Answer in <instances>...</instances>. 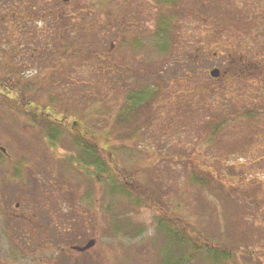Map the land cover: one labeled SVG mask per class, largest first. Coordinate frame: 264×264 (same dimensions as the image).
<instances>
[{
    "label": "rangeland",
    "instance_id": "obj_1",
    "mask_svg": "<svg viewBox=\"0 0 264 264\" xmlns=\"http://www.w3.org/2000/svg\"><path fill=\"white\" fill-rule=\"evenodd\" d=\"M257 10L264 0H0V80L26 90L0 88V259L24 264L13 215L49 217V202L76 209L61 232L97 236L105 264H264V113L242 118L250 97L208 74L231 67L228 45L254 44ZM65 116L119 138L108 149L131 185L78 164L75 128L42 120Z\"/></svg>",
    "mask_w": 264,
    "mask_h": 264
},
{
    "label": "trees",
    "instance_id": "obj_2",
    "mask_svg": "<svg viewBox=\"0 0 264 264\" xmlns=\"http://www.w3.org/2000/svg\"><path fill=\"white\" fill-rule=\"evenodd\" d=\"M258 11V10H257ZM262 12V11H261ZM260 11H258V15L261 21L262 26L259 27L260 29L257 30L255 33H250L248 34V36H246V38H243V42H251L250 40H254V44L252 45H239L238 43L236 44H231L228 45V47H226V49L228 50V57H227V63L228 65H230V68H227L225 73L224 70L221 71L220 76L218 77L219 81H222L225 79L226 81V85L223 84L222 87L220 88H225L224 90H230L234 91L235 89H238L239 91L242 90V92L247 96V100L249 98V102L247 103H243L245 102V99L242 101L241 99H239L240 96H238V101L240 102V104H242L243 106V111H241L242 109L239 107L236 109L240 110L241 114L240 115L242 118L245 119H254L258 116H260L261 114L264 113V107H263V103H264V16L262 15ZM163 20V19H162ZM165 21V20H164ZM257 37V39H255ZM170 42H166L165 41V47H168V44ZM237 45V47H236ZM245 53H251L250 55H246ZM219 55H222V53L220 52ZM236 57H234V56ZM250 56V57H249ZM249 57V58H248ZM229 71V72H228ZM8 80L2 79L0 80V88H2V90L8 94L11 95L10 98L12 99L14 95V99L16 98V96L20 97V99L23 98L24 93H26V90L24 91L19 89H13L10 86H8ZM185 82H191L190 78H186ZM244 84L243 88L242 85ZM240 85V86H238ZM193 92V91H192ZM8 95H6L8 97ZM222 95L225 97L224 93H222ZM244 96V95H243ZM242 96V97H243ZM241 98V97H240ZM24 99V98H23ZM237 99V97L235 98V100ZM139 100V99H138ZM23 101V106L25 108H30L32 109V111L35 110V112L37 113L38 107L37 109H34L32 106V104L30 102H26L25 100ZM22 106V105H21ZM48 107V106H47ZM49 108V107H48ZM222 110H226L224 104H222L221 107ZM39 111V110H38ZM48 114L46 112L41 111L40 114ZM122 116H123V108L120 109L116 116L114 121H112V127H116L119 128V126H121L124 122L122 121ZM36 119V118H35ZM51 119V118H48ZM44 122L48 121V124H57L58 118H56L55 120H46V119H42ZM104 120V119H103ZM102 120V121H103ZM59 124V123H58ZM44 127L47 128V123H44ZM108 128L111 127V125L108 123L104 122V127L106 126ZM59 126V125H58ZM60 127V126H59ZM62 127V126H61ZM51 130H52V125H51ZM55 129V127H54ZM53 129V130H54ZM87 130L88 132V137L92 140V142L90 141V145L89 147H87V149L79 154H77L76 157V161L78 162V164H80L81 166H85V165H90V166H94L96 168V172L99 173L101 175V177H104V175L108 176V177H113V178H117L116 176L119 177V175L122 177L121 180L123 182L124 185H122V188H126V184H130V182L128 181L127 177L123 176L122 174H120V169H119V164L117 163L116 159L114 158V154L112 153V151H110V149L105 150V146L104 144H106L109 148L111 147V143L116 142L119 140V138H117L116 140H113L114 137H111L107 132V137L104 135V133L102 132L101 134L99 133H94L92 131H89L87 129L86 126H84L83 128H81V132L84 134V131ZM216 131V130H214ZM213 131V132H214ZM78 133V132H77ZM82 136L80 134H76L75 135V141L84 143L83 138L87 137L86 135ZM110 136V137H109ZM254 138L255 140L258 139V141L260 142H264V133H261V131H257L254 134ZM106 146V147H107ZM119 179V178H118ZM131 185V184H130ZM129 185V186H130ZM162 225V224H161ZM179 236V235H178ZM186 239H182L179 237H176L175 240L172 242L175 245H181L182 243L186 242ZM204 243H200V244H196L194 243V250H198L203 248ZM211 246H206V248H209V250H215V246H212V248H210ZM220 253L216 254L219 255L220 258L225 259V255L222 253V251H227V250H219Z\"/></svg>",
    "mask_w": 264,
    "mask_h": 264
},
{
    "label": "flooded vegetation",
    "instance_id": "obj_3",
    "mask_svg": "<svg viewBox=\"0 0 264 264\" xmlns=\"http://www.w3.org/2000/svg\"><path fill=\"white\" fill-rule=\"evenodd\" d=\"M127 32L133 31L134 28H126ZM128 32V34L130 33ZM126 34V32H125ZM131 34V33H130ZM128 36V35H127ZM128 39L133 42L132 47L135 46L138 48L136 40L138 38L133 37L131 34ZM136 43V45H135ZM114 43H111V46ZM87 59H85L86 61ZM135 77V75H133ZM66 119L65 117L59 118V122L64 123L63 129L66 131H71L72 128L75 130V134H80L82 136L81 120L77 119L75 116H69ZM61 126V125H60ZM78 132V133H77ZM87 137H84V143L74 141V146L77 152L81 153L87 149L92 140L88 137L87 130L84 131V134ZM53 141V140H51ZM105 150L108 149V146L104 144ZM107 146V147H106ZM39 206L41 209L46 210L49 217H32L28 212H17L13 216L21 219V224L19 226V231L21 229L20 236L17 237L18 246L22 248L21 254L24 261V264H105L104 261H101V257L98 256V253H95V250L100 246V240L95 235H79L74 234L71 236H64L63 231H69V227L61 228L58 223L64 222L69 225L74 224L77 219L72 217L73 214H77L76 209L72 207H67L62 211L61 207L53 204V207L50 206L49 202H44ZM19 203H15V209H18ZM71 210L73 211L71 213ZM39 214V210H38ZM84 216L85 214H81ZM17 231V228H16ZM6 234V235H5ZM4 236L7 237V232ZM17 234L18 231H17ZM12 237V236H11ZM88 243H91L87 248H85ZM101 250V248H99ZM12 256V254H11ZM17 256V255H16ZM3 255L2 260L0 259V264H10V261L6 259ZM100 259V262L99 260Z\"/></svg>",
    "mask_w": 264,
    "mask_h": 264
},
{
    "label": "water",
    "instance_id": "obj_4",
    "mask_svg": "<svg viewBox=\"0 0 264 264\" xmlns=\"http://www.w3.org/2000/svg\"><path fill=\"white\" fill-rule=\"evenodd\" d=\"M209 75H210L211 77L216 78V77H218V75H219V70H218L217 68H213V69H211V70L209 71ZM90 244H91V243H88V245H87L85 248H87Z\"/></svg>",
    "mask_w": 264,
    "mask_h": 264
}]
</instances>
